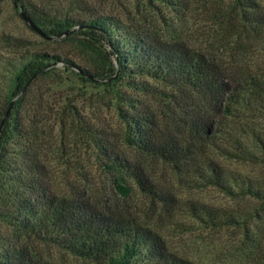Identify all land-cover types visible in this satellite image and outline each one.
Here are the masks:
<instances>
[{"label":"trees","instance_id":"1","mask_svg":"<svg viewBox=\"0 0 264 264\" xmlns=\"http://www.w3.org/2000/svg\"><path fill=\"white\" fill-rule=\"evenodd\" d=\"M11 1L37 26L50 24L53 35L79 30L81 47L95 59L84 68L55 54L27 52L22 38L0 36L11 48L9 55L0 54V264H44L38 244L103 264H193L169 253L160 237L133 217L102 211L80 196H64L51 189L36 120L46 110L34 90L37 82L61 81V74L51 67L56 62L92 79L115 74V79L138 92L149 89L142 77L163 83L173 92L166 95L171 107L167 124L172 129L182 124L186 140L160 134L156 115L134 111L122 116L127 143L141 155L185 166L204 186L264 199V188L223 171L207 154L208 147L231 153L217 144L223 141L234 155L253 156L242 143L246 136L264 152L260 134L240 116L264 99V82L251 74H246L244 82L235 81L230 68L214 54L189 46L179 36L161 37L142 26L98 14L86 0L41 6L32 0ZM253 22L264 34V16ZM96 147L121 195L129 193L126 177L147 191L150 182L138 162L105 144ZM203 213L213 221L232 220L206 209Z\"/></svg>","mask_w":264,"mask_h":264},{"label":"rangeland","instance_id":"2","mask_svg":"<svg viewBox=\"0 0 264 264\" xmlns=\"http://www.w3.org/2000/svg\"><path fill=\"white\" fill-rule=\"evenodd\" d=\"M32 1L41 6L71 0ZM86 1L98 14L142 26L161 37L179 36L189 46L214 54L230 68L235 81L244 82L246 74H251L264 82V34L253 22L264 16V0ZM49 26L38 25L40 34L23 20L18 5L14 7L11 0L0 2V36L24 39L27 52L55 54L88 68L95 58L81 47L79 30L66 31L61 37L53 35ZM10 52L0 40V54ZM51 67L61 74V81L49 85L37 82L34 91L46 110L36 118L37 135L54 192L80 196L102 211L133 217L154 231L169 253L193 264H264V199L204 186L185 166L141 155L127 143L122 116L134 111L156 115L160 134L186 140L182 124L173 129L167 124L171 107L166 95L173 93L172 89L142 77L149 89L138 92L115 79V74L98 80L77 68L66 70L61 62ZM244 115L240 114L264 143V99L252 103ZM29 116L32 119L31 113ZM241 139L253 156L234 155L223 141L217 144L231 153L208 147L207 154L223 171L264 188V152L251 137ZM100 143L142 166L150 182L147 191L126 177L129 193H119L99 159L96 146ZM205 209L232 220H210ZM38 250L44 264H103L56 246L38 244Z\"/></svg>","mask_w":264,"mask_h":264},{"label":"water","instance_id":"3","mask_svg":"<svg viewBox=\"0 0 264 264\" xmlns=\"http://www.w3.org/2000/svg\"><path fill=\"white\" fill-rule=\"evenodd\" d=\"M19 8H20V15H21V17L23 18V20H24L25 22H27L28 25H29L33 30H35L36 32H38V33L41 34V31H40V29L36 26V24H34V22L28 17V15L25 13V11H24L21 7H19ZM12 103H13V100H11V101L8 103V106H7V108H6V111H5L4 117H3L2 120H1V123L3 122L4 118L6 117L8 111H9L11 105H12Z\"/></svg>","mask_w":264,"mask_h":264}]
</instances>
